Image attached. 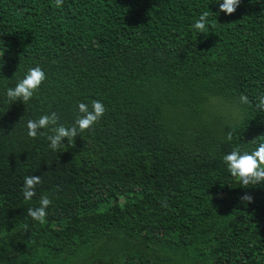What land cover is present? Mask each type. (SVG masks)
Here are the masks:
<instances>
[{"label": "trees", "instance_id": "1", "mask_svg": "<svg viewBox=\"0 0 264 264\" xmlns=\"http://www.w3.org/2000/svg\"><path fill=\"white\" fill-rule=\"evenodd\" d=\"M220 2L0 0V264H264V183L223 161L264 141V0ZM36 66L39 91L8 100ZM94 100L105 115L71 143L28 136V120L71 127ZM44 195L40 224L27 210Z\"/></svg>", "mask_w": 264, "mask_h": 264}, {"label": "clouds", "instance_id": "2", "mask_svg": "<svg viewBox=\"0 0 264 264\" xmlns=\"http://www.w3.org/2000/svg\"><path fill=\"white\" fill-rule=\"evenodd\" d=\"M63 2L64 0H55L57 7H62ZM241 2L242 0H222L219 3V9L223 13L232 15L240 7ZM209 15L208 11H204L192 25L193 29L203 34L209 31L210 26L214 27L215 25L209 20ZM46 79V73L41 67L30 68L26 75L16 82L13 87L7 88L6 95L8 100L22 101L27 104L34 94L39 91ZM239 99L243 104H250V100L246 95H241ZM257 101L256 107L264 110V95H259ZM78 112L79 115L76 116L75 122L71 127L58 124L60 118L54 111L50 114L42 115L39 119L28 120L27 134L35 139L38 135H46L44 131H41L42 129L50 130L52 134L47 135V140L50 141L49 146L54 151L58 150L64 144L65 138L71 143L80 133L92 130L94 125L105 115L106 107L99 100L92 102L91 109L86 103L81 102L78 104ZM226 138L228 141L233 139L232 131L227 132ZM223 161L231 176L241 182L244 188H248L249 185L264 183V141L260 142L258 147L251 152L242 151L237 146L229 154L223 156ZM41 183L40 176H26L22 189L24 198L30 201L36 196V186ZM240 199L241 202L252 203L254 198L245 194ZM51 204L52 201L47 195L41 196L39 207L29 208L27 210L28 215L40 224H44L47 217L46 210ZM163 206L166 207L167 204L165 203Z\"/></svg>", "mask_w": 264, "mask_h": 264}, {"label": "rangeland", "instance_id": "3", "mask_svg": "<svg viewBox=\"0 0 264 264\" xmlns=\"http://www.w3.org/2000/svg\"><path fill=\"white\" fill-rule=\"evenodd\" d=\"M216 109L219 110L221 113L226 114L225 120L231 118V115L229 113L227 114V109H223L221 107H216Z\"/></svg>", "mask_w": 264, "mask_h": 264}]
</instances>
